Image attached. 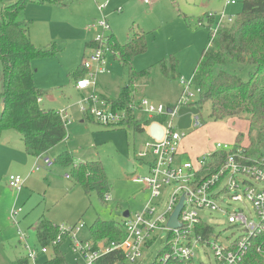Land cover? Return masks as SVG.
I'll return each instance as SVG.
<instances>
[{
  "label": "rangeland",
  "instance_id": "rangeland-1",
  "mask_svg": "<svg viewBox=\"0 0 264 264\" xmlns=\"http://www.w3.org/2000/svg\"><path fill=\"white\" fill-rule=\"evenodd\" d=\"M61 1L67 6H42L38 0H31L19 11L18 18L29 24V35L35 47L39 50L54 47L53 55L40 58L32 64L35 84L45 92L43 107L67 112L70 123H66L67 140L44 155L43 159L48 158L53 162L50 167L31 156L29 165L20 159L22 156H18L20 152L15 149L20 148L25 152L21 133L6 130L0 134V264H17V259L24 257L25 250L19 240L18 227L11 218L13 208L23 210L18 222L27 244L39 249L35 225L42 217L58 226L83 224L84 228L77 238L79 242L85 243L91 238L90 227L96 220L122 222L124 212L128 211L132 215L139 213L149 199L148 188L141 180L148 175L149 168L146 164L141 166L138 158L150 142L148 135L133 126L114 129L95 119L83 120L84 123L81 120L83 114L79 103L82 95L75 89L73 74L83 62L87 51L85 44L95 41V35L88 32L86 27L93 20L99 21L102 14H98L93 0L92 8L85 0ZM105 1H108V7L103 17L108 19L111 33L122 43L127 42L132 25H138L148 34L147 53L136 57L133 63L137 71L153 69L136 81L134 102L137 104L146 99L153 105L163 106L165 110L178 108V115L172 120L167 119L165 127L171 122L177 133L186 135L187 162L197 166L198 159L216 152L218 144L232 146L238 133L247 134L250 127L248 122L238 119L215 122L210 118L208 105L204 106L201 113L196 105H190L199 100L195 85L190 86V93L194 97L187 104L180 105L184 91L180 80L168 79L159 69L163 59L173 56L179 64L178 74L181 78L186 82L192 80L203 50L210 46V32L216 28L215 22L211 29L199 25L201 20L206 23L207 15L217 19L224 11L227 16H235L240 10L238 4L225 8V0H152L151 5H145L142 0ZM3 2L9 5L18 0ZM2 10L3 5L0 3V21ZM108 64L111 73L98 77L96 90L116 98L127 85L128 79L122 65L111 56L108 57ZM240 74L244 75L245 71ZM2 92L3 63L0 59V113ZM135 115L141 122L146 120L147 115L141 110H136ZM196 119L201 124L198 128L195 127ZM244 145H248L247 140ZM65 151H69L73 165L55 163ZM189 156H195V159ZM80 161H100L103 164L110 187L109 202L101 199L97 191L87 194L77 183L72 169ZM36 162L40 170L31 173ZM68 174L71 179L66 178ZM11 177L25 180L21 192L9 186ZM167 191L165 189L163 193ZM168 196L169 191L165 194L164 202H167ZM244 203L245 207L242 203L232 202L228 194L224 195L223 205L231 204V211L245 208V211L253 214L251 203L247 200ZM200 217L213 225L215 235H220L221 241H234L239 237L237 228L228 224L226 215L204 211ZM253 218L257 221L256 217ZM166 241V233H161L150 248L144 249L142 258L135 264H153ZM62 251L68 264H74L75 257L68 243L64 244ZM197 254L196 264H215L211 248L200 247ZM50 258L51 254L41 255L38 261Z\"/></svg>",
  "mask_w": 264,
  "mask_h": 264
},
{
  "label": "trees",
  "instance_id": "trees-1",
  "mask_svg": "<svg viewBox=\"0 0 264 264\" xmlns=\"http://www.w3.org/2000/svg\"><path fill=\"white\" fill-rule=\"evenodd\" d=\"M30 1L18 0L17 3L5 5L0 0L3 5L0 21V59L3 63L0 134L6 130L21 133L25 151L37 158L63 143L68 133L67 122L61 112L45 110L39 104L45 92L35 84L32 64L40 58L53 55L54 47L37 49L29 35V24L18 18L19 11ZM38 2L63 4L61 0ZM238 5L240 10L231 25L221 28L214 38L213 32H210V46L203 50L193 79L200 91L199 100L189 104L196 105L200 113L208 105L210 118L215 122L238 119L248 122L250 127L247 134L240 132L236 135L231 149L217 150L208 155L207 164L202 169L204 177L216 173L231 155L241 156L240 162L248 164H259L264 158V0H239ZM205 19L207 22L204 23L202 19L199 25L211 29V25L216 22L215 16L207 15ZM129 31L127 42L121 43L111 34L107 45L110 53L122 65L128 83L117 98H101L113 110L126 112L128 117L127 121L108 127L120 129L133 126L145 133L142 124L136 119L133 95L136 81L149 74L153 68L137 71L133 62L136 57L147 53L148 34L138 25H132ZM90 46L93 48L97 44L92 42ZM159 69L168 79L181 80L179 64L173 56L163 59ZM241 71H245V74H240ZM73 76L76 82L86 76L82 64ZM165 120V116H155L147 119L145 125ZM245 140L248 145H244ZM56 162L73 165L68 151L59 155ZM72 174L87 194L97 191L100 198L106 200L110 187L100 161L79 163L72 169ZM90 232L95 244L118 242L123 238L124 220L113 222L98 219L90 227ZM36 234L39 245L50 248L51 258L45 264H68L62 245L52 246L59 234L58 225L42 217L36 223ZM18 260L20 264H28L26 258ZM101 264L128 263L125 256L117 251L104 257ZM240 264H264V227L256 231L251 249Z\"/></svg>",
  "mask_w": 264,
  "mask_h": 264
},
{
  "label": "built area",
  "instance_id": "built-area-1",
  "mask_svg": "<svg viewBox=\"0 0 264 264\" xmlns=\"http://www.w3.org/2000/svg\"><path fill=\"white\" fill-rule=\"evenodd\" d=\"M144 4H152V0H142ZM239 0H225V8L237 5ZM106 5H100L98 10L102 14L99 21L89 24L86 29L95 35L96 47L90 49L84 57L82 67L86 70V76L76 82V88L81 92H89L79 103L80 112L89 116L105 126H117L127 121V114L123 111H115L96 92L97 79L100 75L108 74L106 56L110 53L108 37L111 35V27L107 18L103 17ZM235 16H227L224 11L217 17L213 38L221 28L233 23ZM194 79V77H193ZM193 79L189 82L181 78L184 87L182 99L179 104H187L194 97L190 93ZM200 93L199 90H197ZM135 103V102H134ZM134 109L143 111L148 118L166 117L164 122L155 121L146 127L151 137L150 126L158 124L162 127L164 135L160 140L151 137L150 142L140 152L138 158L142 164H146L149 173L141 178L149 190L150 196L143 209L139 213L130 214L124 219L123 238L118 242L95 244L89 240L79 242L77 236L84 228L83 224L74 226H58L59 234L52 242V246L69 244L74 258V264H101L104 257L120 251L128 264H135L142 258L144 249L150 248L156 242L161 233H166L167 241L158 258L153 264H196L197 251L200 247L211 248L215 264H240L252 246V238L260 227H264V158L259 164L242 163L241 156L231 155L221 168L209 176L202 175V169L206 166L208 155L198 159V165L191 162L177 163V156L185 134L175 131L170 122L167 127V119L178 115V108L165 110L163 106H156L148 100H141L134 104ZM63 119L70 120L65 112H61ZM199 119L195 121V127H200ZM230 145H217V150H229ZM240 154V152H239ZM238 155V154H237ZM37 157V161H43L47 167L53 162ZM40 170L36 162L32 171ZM71 179L70 174L66 175ZM25 184L21 177H11L9 186L16 192H20ZM261 186V188H259ZM165 189L169 196L164 202ZM228 194L232 202L242 203L244 200L251 203L253 214L238 208L231 211V204L223 205L224 195ZM183 199L182 209L178 216V226L171 227L170 220ZM110 197H106L109 202ZM222 213L227 216L228 224L237 228L239 237L234 241L220 240V235H215L213 225L203 221L200 213ZM22 209L13 208L11 218L18 227L19 240L26 252L28 264H45L39 262V256L50 254V248H31L27 244L25 233L19 228L18 217ZM253 217H256L257 221ZM256 221V222H255ZM200 264H203L200 262ZM212 264V263H210Z\"/></svg>",
  "mask_w": 264,
  "mask_h": 264
},
{
  "label": "crops",
  "instance_id": "crops-1",
  "mask_svg": "<svg viewBox=\"0 0 264 264\" xmlns=\"http://www.w3.org/2000/svg\"><path fill=\"white\" fill-rule=\"evenodd\" d=\"M83 1V0H82ZM85 1H87L90 5H91V8H92V6H94V4H93V2H92V0H85ZM94 1V3H95V5H96V9H97V12H98V14H100L101 15V13H100V11L98 10V7L100 6V5H106V7H105V9H104V11H103V13L105 12V10L107 9V7H108V1H105V0H93ZM103 1H105L106 3L104 4L103 3ZM62 2V1H61ZM63 3V2H62ZM39 5H42V6H44V5H55V4H53V3H50V2H46V3H43V4H39ZM58 6H67V5H65L64 3L62 4V5H58ZM95 18V17H94ZM93 18V19H94ZM97 20V19H96ZM93 21H95V20H93ZM92 21V22H93ZM91 22V23H92ZM112 35H114V37H116L115 36V34L112 32L111 33ZM31 38V37H30ZM117 39H118V37H116ZM118 41H120L119 39H118ZM121 42V41H120ZM122 43V42H121ZM92 44V42H87L86 44H85V50L87 49V51L85 52L86 54H85V56L87 55V53L90 51V49H91V45ZM109 56H111L114 60H116L115 58H114V56L111 54V53H108L107 54V56H106V59H107V69H109V64H108V57ZM117 61V60H116ZM120 63V62H119ZM81 66V65H80ZM110 71V70H109ZM110 73L111 72H109L108 74H104V75H110ZM104 75H102V76H104ZM98 86V85H97ZM136 88V87H135ZM81 95H82V99L84 98V96L85 95H87V94H89V92H81V91H79L77 88H75ZM96 92H97V90H96ZM97 93H99L98 95H100L101 97H103V98H105V99H114V98H112L111 96H106V95H104L103 93H101V92H97ZM118 97V96H117ZM116 97V98H117ZM43 98V97H42ZM40 99L39 100V104H40V106L43 108V109H45L44 107H43V99ZM3 110V105H2V109H1V111ZM45 110H47V109H45ZM51 110H56L57 111V109H51ZM58 112H61V111H58ZM66 114H67V112H66ZM67 116H68V118L70 117V115H68L67 114ZM93 118H91V117H87L86 115H82V118H81V120H82V123H84V121L85 120H92ZM136 119L138 120V117H137V115H136ZM147 119H149L147 116H146V120ZM84 120V121H83ZM146 120L145 121H143V122H141L140 120H138V121H140V123L142 124V126H143V128H144V134H147L148 135V137H149V139H151V137L149 136V134L147 133V131H146V127L145 126H147V125H145V122H146ZM130 127H132V126H130ZM130 127H128V128H130ZM141 133H143V132H141ZM222 133H224L223 131H222ZM186 138V136L184 137V139ZM184 139L182 140V142H181V144H180V148H179V154H178V156H177V163H179V164H181V163H185V162H187V151H186V148H187V145L184 143ZM21 140H22V138H21ZM67 140V139H66ZM65 140V141H66ZM23 142V141H22ZM24 145V144H23ZM25 149V148H24ZM15 150H18L20 153L18 154V156H22V157H20V159H22L27 165H29V164H31V161H30V158H29V154L25 151V152H22V150L20 149V148H18V149H15ZM69 152V151H68ZM32 157V156H31ZM192 157V158H191ZM189 156V158H191V159H195V156ZM198 157V156H197ZM33 158H35V157H33ZM199 158V157H198ZM87 162H90V161H87ZM80 164L81 163H86V162H84V161H80L79 162ZM78 163V164H79ZM77 165V164H76ZM75 165V166H76ZM34 166V165H33ZM33 166H32V168H31V173H34V172H36V171H32L33 170ZM141 166H144V164H141ZM71 176V175H70ZM148 190V189H147ZM22 191V190H21ZM20 191V192H21ZM149 191V190H148ZM149 196H150V193H149ZM106 201V200H105ZM148 201V200H147ZM125 218L123 217V220H124ZM122 220V221H123ZM36 226V225H35ZM90 234H91V232H90ZM90 240L91 241H93V239H91L90 238ZM94 242V241H93ZM95 243V242H94ZM100 243H102V242H100ZM63 246L64 245H62L61 246V249L63 248ZM23 258H26V254H25V252H24V257ZM47 260H44L43 262H46ZM17 264H20L19 263V260L17 259Z\"/></svg>",
  "mask_w": 264,
  "mask_h": 264
},
{
  "label": "water",
  "instance_id": "water-1",
  "mask_svg": "<svg viewBox=\"0 0 264 264\" xmlns=\"http://www.w3.org/2000/svg\"><path fill=\"white\" fill-rule=\"evenodd\" d=\"M150 134L152 138L160 140L164 135V131L160 125L154 123L150 126ZM182 205H183V199L181 200L180 205L178 206V208L176 209L175 213L173 214L170 220L169 225L171 227L178 226L177 220H178L179 213L182 209ZM129 215L130 213L127 211V212H124L123 217L127 218L129 217Z\"/></svg>",
  "mask_w": 264,
  "mask_h": 264
}]
</instances>
